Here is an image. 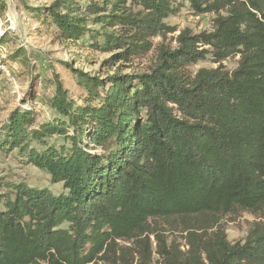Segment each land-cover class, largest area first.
Returning a JSON list of instances; mask_svg holds the SVG:
<instances>
[{"label":"trees","instance_id":"1","mask_svg":"<svg viewBox=\"0 0 264 264\" xmlns=\"http://www.w3.org/2000/svg\"><path fill=\"white\" fill-rule=\"evenodd\" d=\"M181 1L215 13L212 29H185L175 48L162 44L132 69L173 30L165 20ZM30 10L57 39L111 55L103 73L72 68L79 100L53 73L52 95L38 100L56 118L37 123L31 90L2 125L0 151L17 148L64 191L0 177V264H264V0H54ZM208 56L216 67L190 72ZM243 212L259 218L232 242L224 219Z\"/></svg>","mask_w":264,"mask_h":264},{"label":"rangeland","instance_id":"2","mask_svg":"<svg viewBox=\"0 0 264 264\" xmlns=\"http://www.w3.org/2000/svg\"><path fill=\"white\" fill-rule=\"evenodd\" d=\"M0 1L6 4L5 11L0 14V129L22 96L31 90L37 96V123L54 119L56 112L48 108L43 100H38L43 95H52L53 73L59 75L71 97L79 100L83 90L76 84L72 68L95 74L103 73L107 68L101 67V64L111 53L96 52L83 40L75 43L57 39L55 26L52 23L43 24L30 10L32 7L48 5L54 0ZM181 3L180 11L165 20L173 30L154 37L153 49L144 58L136 59L132 69L141 71L148 67L156 60L158 47L162 44L175 48L178 35L185 29L193 34L212 29L215 13L196 14L188 2ZM237 62L238 56L231 57L223 61V65L227 70H232L236 68ZM217 65L208 56L189 67V70L194 73L200 68H213ZM57 141L60 142V139ZM32 145L40 147L37 142ZM0 177L6 181L46 187L56 194L64 191L61 182H52L46 171L27 162L26 156L21 155L17 148L0 151ZM257 218L248 212L227 216L224 224L228 239L232 242L243 239L250 223Z\"/></svg>","mask_w":264,"mask_h":264},{"label":"built area","instance_id":"3","mask_svg":"<svg viewBox=\"0 0 264 264\" xmlns=\"http://www.w3.org/2000/svg\"><path fill=\"white\" fill-rule=\"evenodd\" d=\"M3 68H4V66H3Z\"/></svg>","mask_w":264,"mask_h":264}]
</instances>
